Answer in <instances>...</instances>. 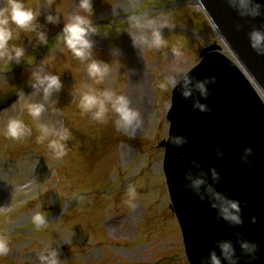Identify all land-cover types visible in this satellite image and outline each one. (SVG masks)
<instances>
[{"label":"rangeland","instance_id":"1","mask_svg":"<svg viewBox=\"0 0 264 264\" xmlns=\"http://www.w3.org/2000/svg\"><path fill=\"white\" fill-rule=\"evenodd\" d=\"M26 2L33 8L45 4ZM54 6L67 19L76 10V0H56ZM158 14L176 25L171 31L163 29L164 34L170 45H183V58L192 66L205 46L222 45L195 0H94L100 33L94 37L96 56L109 60L113 69L104 83L90 81L84 62L57 36L63 21L48 26V45L30 41L33 33L21 32L16 42L28 50L23 63L10 65L0 59V233L7 232L11 244L0 264H39L38 253L61 237L67 242H60L61 264H190L171 207L159 145L168 135L172 91L162 90L159 83L174 58L168 47L140 51L128 33L130 16ZM114 48L121 55L111 56ZM41 65L62 73L65 82L57 102L41 116L50 127H69L73 133L69 151L60 159L47 141H37V123L26 107L29 99L41 98L29 85L30 69ZM89 84L112 86L131 98L143 117L134 136L117 130L115 113L100 123L91 113L81 112L78 94ZM22 90L31 94L18 98ZM12 116L25 120L32 129L30 136L19 140L4 136V125ZM129 185L136 188L135 208L125 203ZM37 210L49 216L39 228L32 221Z\"/></svg>","mask_w":264,"mask_h":264},{"label":"clouds","instance_id":"2","mask_svg":"<svg viewBox=\"0 0 264 264\" xmlns=\"http://www.w3.org/2000/svg\"><path fill=\"white\" fill-rule=\"evenodd\" d=\"M56 0H45L38 8L30 6L26 0H0V59L12 65L21 64L28 54L26 45L20 41L21 32L33 33L30 41L39 45H48L49 25H60L63 27L57 35L60 40L71 51L72 55L84 62L87 76L90 81L97 84L104 83L112 72V64L109 60L97 58L96 39L99 35L97 24L94 22V0H76V10L64 18L58 7H55ZM231 7L237 10L241 17H264V3L261 0H228ZM43 15L44 20L40 17ZM176 25L168 17L161 15H133L129 17L128 32L135 48L143 51L170 49L174 63L169 67L163 79L159 83L162 90L179 89L185 99L191 100L193 110L211 112V106L206 102L212 95L209 85L217 82L215 75L198 78L190 74L193 66L183 58V45L177 43L170 45L163 29L170 31ZM237 28L242 25L237 24ZM212 28L219 31V27L213 21ZM247 37L252 49L259 55H264V21L260 25L252 24L247 31ZM121 55L118 48H114L111 56ZM62 73L48 70L41 65L36 70L30 69L29 85L33 89L31 93L38 94L40 99H29L26 107L33 121L37 123L39 135L37 141L44 143L57 159L63 158L69 151L68 141L72 139L73 133L69 127H50L41 121L42 114L58 100V93L64 88L65 82ZM28 93V94H31ZM24 90L18 92V98L28 95ZM77 97H73L76 99ZM203 98V99H201ZM78 104L83 114L91 113L92 118L100 123H106L110 113H115V126L117 130L123 131L129 136H134L143 123L141 111L133 106L131 98L123 91H118L112 86L96 88L89 84L81 89L78 94ZM179 119V117H177ZM31 127L21 117L12 116L8 118L3 128V134L13 140H19L30 136ZM166 139L173 145L182 146L188 143V138L182 134H170ZM216 155H225L220 146L215 148ZM254 149L246 145L241 153V159L246 163H252L250 157ZM186 154L177 157L183 162ZM191 168L185 173V189L192 190L198 195L201 201L207 200L210 207L215 209L214 218L223 219L229 225L236 227L244 223L241 201L228 195L227 192L219 190L215 185L220 183L221 173L215 165L207 169L201 167V161L191 159ZM196 169L197 171H193ZM209 173L211 179H209ZM136 188L129 185L125 203L130 208H135ZM256 222L257 217H251ZM32 221L37 228L49 222V216L44 210H37L32 216ZM237 243L240 246V254L232 239L220 238L214 241L216 248L209 249L207 256L200 258V264H240L241 259L251 264L258 257L260 244L258 241L246 239L243 232H236ZM67 243L63 237L60 241H52L38 253L39 264H61L60 242ZM56 244L54 247L53 244ZM217 248L219 252H217ZM11 251L10 239L7 232L0 233V257L6 256Z\"/></svg>","mask_w":264,"mask_h":264},{"label":"water","instance_id":"3","mask_svg":"<svg viewBox=\"0 0 264 264\" xmlns=\"http://www.w3.org/2000/svg\"><path fill=\"white\" fill-rule=\"evenodd\" d=\"M195 2L212 24L217 23L219 38L234 59L214 43L201 50L199 61L191 69L190 74L198 78L217 77V82L209 85L212 95L206 101L211 112L193 110L191 100L185 99L178 88L172 89L167 111L168 135L182 134L188 143L177 146L167 139L159 143L164 150L162 168L171 207L190 264H200V258L207 256L209 249L216 248L214 241L220 238L232 239L240 254L237 231L243 232L246 239L259 242L258 257L251 264H264V55L252 49L247 37L252 24L259 26L264 17H241L228 0ZM237 24L242 27L237 28ZM246 145L254 149L250 164L241 159ZM217 146L223 149V157L216 155ZM181 154H186L183 162L177 160ZM191 159L201 161L205 169L216 166L221 180L215 186L241 201L242 225L233 227L222 218L215 219L216 210L209 202L201 201L192 190L184 188L185 173L192 167ZM253 215L257 217L256 222L251 220ZM240 264L248 261L242 258Z\"/></svg>","mask_w":264,"mask_h":264},{"label":"bare ground","instance_id":"4","mask_svg":"<svg viewBox=\"0 0 264 264\" xmlns=\"http://www.w3.org/2000/svg\"><path fill=\"white\" fill-rule=\"evenodd\" d=\"M196 3V2H195ZM197 4V3H196ZM198 5V4H197ZM199 6V5H198ZM202 9V8H201ZM203 10V9H202ZM204 12V11H203ZM205 13V12H204ZM218 45H219V50H221L222 52H224V53H226V51H228L229 49L227 48V46L225 45V43L224 42H222V45H223V47H222V45L221 44H219V43H217ZM226 51H225V50ZM237 63V62H236ZM238 65V64H237ZM239 66V65H238ZM240 67V66H239ZM243 70V69H242Z\"/></svg>","mask_w":264,"mask_h":264}]
</instances>
